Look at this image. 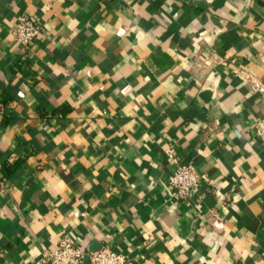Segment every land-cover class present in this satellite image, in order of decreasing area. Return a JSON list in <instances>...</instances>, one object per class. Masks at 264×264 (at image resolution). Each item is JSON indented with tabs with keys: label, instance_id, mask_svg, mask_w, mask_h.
<instances>
[{
	"label": "crops",
	"instance_id": "obj_1",
	"mask_svg": "<svg viewBox=\"0 0 264 264\" xmlns=\"http://www.w3.org/2000/svg\"><path fill=\"white\" fill-rule=\"evenodd\" d=\"M254 80L264 0H0V264L66 235L126 264H264ZM170 149L207 177L188 200Z\"/></svg>",
	"mask_w": 264,
	"mask_h": 264
},
{
	"label": "built area",
	"instance_id": "obj_2",
	"mask_svg": "<svg viewBox=\"0 0 264 264\" xmlns=\"http://www.w3.org/2000/svg\"><path fill=\"white\" fill-rule=\"evenodd\" d=\"M43 26L39 19L23 17L12 30L15 41L24 51L29 50L40 38ZM253 91L264 93V85L260 81H252ZM256 138L264 142V117L255 123ZM167 157L175 168L169 177V184L175 191V196L181 200H188L199 188L204 180V175L194 165L179 163L173 149L166 151ZM127 258L109 247L102 245L97 250L89 251L77 244L68 235L64 236L56 249H47L43 252L39 264H126Z\"/></svg>",
	"mask_w": 264,
	"mask_h": 264
}]
</instances>
